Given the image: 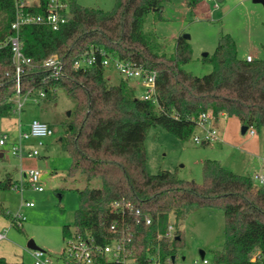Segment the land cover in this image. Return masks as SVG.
<instances>
[{"label": "trees", "instance_id": "trees-1", "mask_svg": "<svg viewBox=\"0 0 264 264\" xmlns=\"http://www.w3.org/2000/svg\"><path fill=\"white\" fill-rule=\"evenodd\" d=\"M166 1L114 0L110 10H103L68 0L70 17L59 29L38 23L21 25L22 51L31 58V65L24 66L20 93L44 90L49 99L61 89L74 101L66 135L61 139V147L70 156L67 175L80 173L88 181L100 182L99 187L77 190L74 233L90 235L99 245L129 237L127 246L135 264H177L181 231L176 230L171 242L166 237L157 238L165 232L169 213L177 221L194 208H220L224 214L223 247L204 264H264V184L225 168L216 159L202 162L200 183L179 179L168 170L147 172L144 140L151 126H161L187 140L197 127L198 115L209 109L215 122L223 114L247 127H264V56L239 58L234 39L221 34L211 56L203 57L212 66L210 72L197 76L186 71L182 65L191 58L186 38L177 36L173 54L166 55L157 51L142 30L146 15L160 17ZM198 1L188 3L194 6ZM23 10L41 13L43 5ZM15 14L14 0H0V40ZM91 47H102L109 55L154 70L156 100L139 98L122 78L109 84L100 58L89 68L74 67V60ZM53 54L63 64V75L57 78L50 77L41 65ZM15 75L12 52L4 45L0 47V117L15 110ZM13 184L7 178L0 182V188ZM115 200L128 201L148 213L151 223L136 222L132 212L111 207ZM0 215L9 216L1 203ZM11 224L17 226L15 216ZM70 227L62 225L63 239L72 233ZM254 253L259 259L251 262ZM152 257L158 261L153 263ZM0 264L25 263L0 256ZM90 264L113 263L96 254Z\"/></svg>", "mask_w": 264, "mask_h": 264}, {"label": "rangeland", "instance_id": "rangeland-1", "mask_svg": "<svg viewBox=\"0 0 264 264\" xmlns=\"http://www.w3.org/2000/svg\"><path fill=\"white\" fill-rule=\"evenodd\" d=\"M78 3L110 10L114 0H77ZM206 5L192 10L186 0H167L163 3L160 17L155 13L146 15L142 30L156 46L159 53L172 55L177 36L188 34L191 58L182 65L186 71L202 76L212 69L203 57L211 56L221 34H230L237 48V56L252 59L264 56V4L254 0H206ZM2 15H0V18ZM104 76L109 84L119 81L121 76L107 68ZM129 86L135 95L141 88L131 80ZM136 88V89H135ZM23 101L21 110L0 117V136L8 135L7 143L0 146V182L10 178L18 184L23 172L38 168L42 172V191L25 186L23 192L12 188H0V203L9 216L0 215V229L6 228V236L0 241V256L8 261H23L34 264L31 249L26 247L28 240L53 258L60 255L64 247L62 225L72 227L73 212L78 205L77 190L85 186L99 187L97 179L87 180L82 174L67 175L70 164L69 154L61 147V139L66 135L70 112L74 101L61 89L55 98H42L37 103L23 94L13 99ZM38 118L48 123L53 133L43 139L38 146L39 155L28 157L11 153V143L17 140L18 132L28 131V120ZM215 126L221 129V141L196 144L193 135H200L202 129L196 127L187 140H180L161 126H151L144 140L146 169L149 174L164 170L175 173L184 180L202 181V162L216 159L231 171L252 176L264 172V127L255 130L254 135L240 132L241 124L233 117H220ZM36 143V141L34 140ZM34 143V145H35ZM255 181V180H254ZM258 183L257 181H255ZM259 184V183H258ZM32 202L26 206L22 202ZM19 215L22 224L14 226L11 217ZM168 224H173L182 233V241L177 247V264H204L210 262L213 253L220 250L224 243V214L220 208L200 207L188 210L175 221L169 213ZM170 242L171 239H168ZM201 251L203 252L201 254Z\"/></svg>", "mask_w": 264, "mask_h": 264}, {"label": "built area", "instance_id": "built-area-1", "mask_svg": "<svg viewBox=\"0 0 264 264\" xmlns=\"http://www.w3.org/2000/svg\"><path fill=\"white\" fill-rule=\"evenodd\" d=\"M208 1V0H207ZM16 7V14L13 21H11L7 34L4 39L0 40V47L8 45L12 52L13 62L15 64V80L16 92L20 94V77L24 72L25 65H31V58L26 57L22 51V41L19 37V27L24 24L38 23L49 26L52 30H57L64 24L68 18L69 6L68 0H14ZM43 5V12L31 13L25 12L23 7ZM105 68L110 67L115 70L122 79L132 81L136 86L141 88L139 98L145 100H156V87L154 70L148 71L141 65H136L131 61L119 59L113 55H109L102 47L89 48L83 51L78 58L74 60V67L86 69L98 62ZM246 60H251V55L245 56ZM41 65L48 71L50 77H59L63 75L62 61L56 54L45 58ZM24 98L32 100L37 103L40 99L45 97L44 90L32 92L28 90L24 93ZM23 106V101L15 100V111H20ZM223 115V114H221ZM197 127L202 129L200 135H193V141L196 144L211 143L221 141L220 131L215 126V120L211 110L207 109L201 112L196 119ZM28 131L18 132V138L11 143V153L15 156L21 157L26 155L28 157H35L39 155L38 146L43 145V139L52 135L51 127L45 121L38 118H32L28 122ZM250 135L255 134L253 127H248L246 130ZM8 135L2 134L0 136V146L7 143ZM34 139L35 145L25 148V142ZM42 172L38 168H29L23 172V177L18 184H13L12 189L22 193L25 186L30 187L35 191H42L41 185ZM253 179L259 184H264V173H255ZM26 206H32V202H22ZM110 206L122 211L132 212L136 222H143L145 225L151 223V217L148 213L142 212L138 208H134L132 204L124 200H115L110 203ZM15 224L20 226L22 224V217L15 215ZM113 228V226H111ZM175 228L173 224H167L164 234H158L157 238L166 237L168 239L174 238ZM6 236V228L0 229V241ZM64 247L59 256L53 258L48 252L42 249H31V256L34 264H90L93 262L96 254H101L106 257L113 264H135V257L127 246L129 237H120L114 239L112 242L105 245L96 244L93 237L90 235L81 236L72 233L64 239ZM152 262L156 263L157 257H152ZM259 259V254L254 253L250 258L251 262H256ZM207 261L203 259V263Z\"/></svg>", "mask_w": 264, "mask_h": 264}, {"label": "crops", "instance_id": "crops-1", "mask_svg": "<svg viewBox=\"0 0 264 264\" xmlns=\"http://www.w3.org/2000/svg\"><path fill=\"white\" fill-rule=\"evenodd\" d=\"M187 2H188V0H186ZM206 0H200V1H198L194 6H191V8H192V10H196L199 6H201V5H206V2H205ZM80 4V3H79ZM82 5V4H81ZM246 55H248V54H246ZM107 68H110V67H107ZM107 68H105V70H104V72H106V69ZM112 69V68H111ZM107 80V79H106ZM134 83V82H133ZM135 84V83H134ZM136 89V88H135ZM16 100V98H14V101ZM220 117H222V118H225V117H227L226 115H221ZM227 118H229V117H227ZM30 120H28V122H29ZM27 122V123H28ZM219 131H220V137H221V134H222V131H221V129L219 128ZM17 138H18V136H17ZM8 140V139H7ZM13 142H15L14 140L12 141V142H10V143H13ZM34 139H30V140H28V141H26L25 142V145H24V147L25 148H29V147H31V146H33L34 145ZM204 144H208V143H204ZM3 155V153L2 152H0V157ZM260 173H264V172H260ZM31 255V254H30ZM32 257V256H31ZM22 261V260H21ZM11 262H20V261H11Z\"/></svg>", "mask_w": 264, "mask_h": 264}, {"label": "water", "instance_id": "water-1", "mask_svg": "<svg viewBox=\"0 0 264 264\" xmlns=\"http://www.w3.org/2000/svg\"><path fill=\"white\" fill-rule=\"evenodd\" d=\"M218 1H220V0H218ZM254 1L262 2V3L264 4V0H254ZM181 36L184 37V38H186V39L189 38V35H188V34H182ZM247 128H248V127H247L246 125H241V126H240V132H241L242 134L245 133L246 130H247ZM26 247L29 248V249H40V248L34 243V241H33L32 239H30V240L27 241V243H26ZM202 253H203V252L201 251V254H202Z\"/></svg>", "mask_w": 264, "mask_h": 264}]
</instances>
